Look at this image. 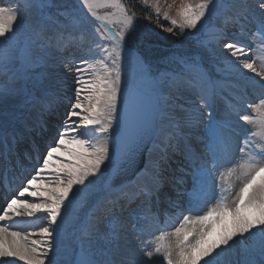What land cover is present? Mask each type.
Segmentation results:
<instances>
[{
  "label": "snow or ice",
  "instance_id": "6c2138e0",
  "mask_svg": "<svg viewBox=\"0 0 264 264\" xmlns=\"http://www.w3.org/2000/svg\"><path fill=\"white\" fill-rule=\"evenodd\" d=\"M140 3L151 11L138 15L135 5L126 0H79L78 6L59 0H0V76L8 77L0 84V180L18 170L26 155L19 146L37 130H45V114L64 108L35 174L25 177L16 195L0 208V264H233L236 245L240 250L258 246L264 254V67L258 70L252 49L239 38L249 29L264 35V0ZM30 12L63 16L64 27L50 29L39 20L26 28L25 16ZM217 17L223 18L225 27L210 29L203 46L223 65L222 78L239 75L262 90L258 103H247L238 95L223 114L214 107L218 83L200 74L197 62L181 61L195 74L188 84L197 96L185 107L176 96L163 94L161 78L152 75L140 54L150 46L152 35L141 30V19L176 34L177 30L201 32ZM227 26L237 29L231 40ZM221 40L218 59L214 45ZM69 46L80 55L63 63L65 82L57 83L60 78L47 69L55 54ZM69 74L71 85L66 84ZM11 97L22 98L24 106L37 114L30 127L27 117L9 108ZM205 120V151L187 153L194 181L193 202L185 210L189 214L181 213L179 226L164 232L167 222L160 224L153 204L168 199L163 191L168 151L173 141H186L194 135L192 126ZM157 138L162 148L147 170V179L118 188L105 179L104 195L96 202L97 207L111 205L108 211L117 206L127 209L139 201L137 207L111 232L81 219L77 211L81 201L93 194L109 166L117 163L121 173L135 174L142 149ZM61 151L75 159L57 156ZM54 159L63 167L57 169ZM232 163L235 167H227ZM222 168L227 171L221 172ZM218 179L228 187L221 183L219 199L199 214L201 205L216 194ZM41 182L52 187L35 186ZM21 217L42 222L37 225ZM70 228L80 244L75 260L68 259ZM155 232L160 235L153 242L142 239ZM94 235L95 240L85 239Z\"/></svg>",
  "mask_w": 264,
  "mask_h": 264
},
{
  "label": "rangeland",
  "instance_id": "374dc122",
  "mask_svg": "<svg viewBox=\"0 0 264 264\" xmlns=\"http://www.w3.org/2000/svg\"><path fill=\"white\" fill-rule=\"evenodd\" d=\"M164 2V0H161V3H163ZM167 2L168 3H171L172 2V0H167ZM34 14V15H33ZM27 15V17L25 16V27L26 28H28V27H31V26H33V25H35L36 23H37V21H39V20H43L45 23H47L48 25H49V27H50V29H54V27H56V26H59V27H64V24H65V21H64V17L63 18H56V17H52V16H48V17H41L40 16V14L38 13V12H30V13H27L26 14ZM35 15H36V17H35ZM28 17H29V19H28ZM31 18V19H30ZM220 18L221 17H217L216 19H215V21H214V23H216V24H218L219 23V20H220ZM52 19H55V21L56 22H53L52 21ZM52 65V66H51ZM50 68H53V73H54V75H56V76H59V75H61V74H63L64 73V71H63V64H58L56 61H54L53 63H51L50 64V66H49ZM57 67V68H56ZM56 69V70H55ZM59 69V70H58ZM43 69H41V71H42ZM57 73V74H56ZM70 75V74H69ZM61 77H63V75L61 76ZM67 78V77H66ZM69 78H72V76L70 75L69 76ZM18 98H20V97H18ZM22 100L23 99H19V101H18V103H17V101H14V98H13V100L11 101V102H9L8 103V105H9V108H11V109H14L15 110V106H16V108L18 109V108H20L22 105ZM13 103H14V105H13ZM110 144H111V142H110ZM68 147H76L75 145H68ZM61 152H63L64 153V155H66L65 157H66V159L67 160H71V158H72V160H74L75 158L74 157H70V155H69V153H66V152H64V151H61ZM59 163L61 164V162L59 161ZM62 167H63V165H61ZM227 167H229L230 168V164L227 166ZM233 167H235V165L233 166ZM221 172H226L227 171V168H222L221 170H220ZM100 184H97L96 185V187L93 189V196H95L96 194H99V192H97L100 188H101V185L99 186ZM98 189V190H97ZM92 196V197H93ZM85 199V198H84ZM82 200L81 201V203H80V206H82V204L84 203V201L85 200ZM79 208V207H78ZM236 246H238L239 247V245H236ZM235 246V247H236ZM245 252L244 253H242L240 256H238L236 259H234V260H236L235 261V264H244L245 262H247L248 261V259L249 258H252V257H254L256 254H258V255H260V254H262L261 253V250H260V248L258 247V246H253V247H251V248H248V249H246V250H244ZM238 253H239V251H238ZM244 254V255H243ZM262 258H264V254H262ZM240 259V260H239ZM238 260V261H237ZM245 260V261H244ZM240 261V262H239ZM251 260H249V262H250Z\"/></svg>",
  "mask_w": 264,
  "mask_h": 264
},
{
  "label": "water",
  "instance_id": "95a60500",
  "mask_svg": "<svg viewBox=\"0 0 264 264\" xmlns=\"http://www.w3.org/2000/svg\"><path fill=\"white\" fill-rule=\"evenodd\" d=\"M149 144H150V143H149ZM149 144L147 145V147L149 146ZM146 149H147V148L142 149L140 155H139L138 158H137V166H138V167H137V172L140 170V168H141V166H142V164H143L144 153H145ZM118 166H119V165H118ZM137 172H136V173H137ZM136 173H135V174H136ZM135 174H134V173H131V172L127 173V174L123 177V179L120 181L121 184H124V183H126L127 181H129V180H130Z\"/></svg>",
  "mask_w": 264,
  "mask_h": 264
},
{
  "label": "bare ground",
  "instance_id": "6f19581e",
  "mask_svg": "<svg viewBox=\"0 0 264 264\" xmlns=\"http://www.w3.org/2000/svg\"><path fill=\"white\" fill-rule=\"evenodd\" d=\"M26 17H27V15H26ZM35 17H36V15H35ZM28 19H29V17H28ZM31 19V18H30ZM25 23V22H24ZM62 61H63V59H61ZM55 61H56V59H55ZM57 62V61H56ZM58 64L60 63L59 61L57 62ZM52 66V65H51ZM57 68V67H56ZM56 70V69H55ZM59 70V69H58ZM49 72V71H48ZM50 74H53V72H52V70H51V72H49ZM57 74V73H56ZM64 76H65V74H63ZM18 99H20V98H18ZM13 100V98H9V101H8V103L9 102H11ZM18 103V102H17ZM13 105H14V103H13ZM111 145V144H110ZM64 154V153H63ZM71 157V156H70ZM71 160H72V158H71ZM85 200V199H84ZM66 243H67V245L69 246V247H71L72 246V243L70 242V239L67 237V241H66ZM240 247V246H239ZM240 249L239 248H236V251L233 253V255H238L239 253H237L238 251H239ZM232 255V256H233ZM241 254H239V256H240ZM244 255V254H243ZM240 260V259H239ZM236 261V260H235ZM238 261V260H237ZM245 261V260H244ZM240 262V261H239ZM23 263V262H22Z\"/></svg>",
  "mask_w": 264,
  "mask_h": 264
}]
</instances>
